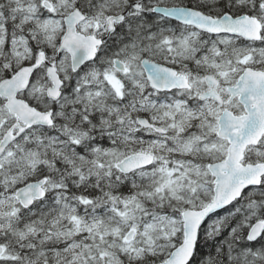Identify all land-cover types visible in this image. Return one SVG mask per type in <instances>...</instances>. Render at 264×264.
Listing matches in <instances>:
<instances>
[{"label": "snow or ice", "instance_id": "obj_1", "mask_svg": "<svg viewBox=\"0 0 264 264\" xmlns=\"http://www.w3.org/2000/svg\"><path fill=\"white\" fill-rule=\"evenodd\" d=\"M0 264H264V0H0Z\"/></svg>", "mask_w": 264, "mask_h": 264}]
</instances>
